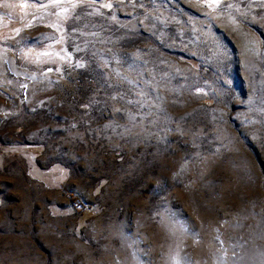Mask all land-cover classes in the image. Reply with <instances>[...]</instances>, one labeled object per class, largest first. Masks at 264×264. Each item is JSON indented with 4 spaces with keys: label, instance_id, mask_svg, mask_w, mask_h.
Listing matches in <instances>:
<instances>
[{
    "label": "rangeland",
    "instance_id": "1",
    "mask_svg": "<svg viewBox=\"0 0 264 264\" xmlns=\"http://www.w3.org/2000/svg\"><path fill=\"white\" fill-rule=\"evenodd\" d=\"M36 2L0 0V264H264V0H95L59 73Z\"/></svg>",
    "mask_w": 264,
    "mask_h": 264
},
{
    "label": "snow or ice",
    "instance_id": "2",
    "mask_svg": "<svg viewBox=\"0 0 264 264\" xmlns=\"http://www.w3.org/2000/svg\"><path fill=\"white\" fill-rule=\"evenodd\" d=\"M4 8H15L17 5L9 4V3H3L0 5ZM142 6V5H141ZM206 7L213 11L221 10V11H231L233 9V5L231 3H221V0H206ZM26 7L33 9L35 12H40L42 15L37 17L35 14L32 16V21H43L45 19H48L51 21L47 24V27H49L52 30L51 35H47L43 37V51H35L32 47H27V50L25 51L24 48L20 49V53L22 57L27 60L31 64L36 65H43V64H54L56 65L55 71L57 73L61 72L60 65L65 64L68 67H75L78 69H83L85 67V64L77 60L75 62V65H73L72 62V53L68 52L67 49L64 47L66 41H70L73 46V51L76 53H80L84 50L76 42V37H84L86 33L84 31L78 30L80 25H78L76 22L81 21V17H103L104 13L101 11L102 9H111L113 7L112 3L106 2V3H99L97 4L95 0H81V2H74V0H48L47 3L44 2V0H37L36 3H33L31 5L27 4H20L19 8L21 11H23ZM79 9V11H77ZM90 10V11H89ZM238 12L239 9H236ZM207 15V14H204ZM243 18V17H242ZM32 21H28L23 24V28H29L32 25ZM68 22H71L69 27L70 31H66L64 25ZM83 27L87 28L88 25L84 24ZM92 27H96V25H92ZM21 28H16L13 31V36H19L21 33ZM87 35L91 36H98L99 33L96 32H89ZM12 37L5 36L4 42H8ZM21 41L17 40L15 41V45H20ZM14 45V46H15ZM87 47V45H85ZM5 52L8 51L7 48L4 49ZM93 56L96 55V53L92 54ZM114 59V57H113ZM7 62V61H6ZM119 63V61H116ZM109 63V60H104L105 66H107ZM138 62L135 60H132L130 67H137ZM53 69L51 67H48L46 69L47 73H51ZM28 79H35V74H27ZM42 75H45L42 73ZM117 76L120 75L119 72L116 73ZM126 79V78H124ZM131 83V81H129ZM147 83V82H146ZM111 86V85H110ZM22 87H27L26 85H22ZM154 91V90H153ZM199 91V89H197ZM141 96H143V93H140ZM135 103L140 108H144L147 104V101H142L138 99L135 101ZM75 125H73L74 127ZM107 127V126H106Z\"/></svg>",
    "mask_w": 264,
    "mask_h": 264
}]
</instances>
